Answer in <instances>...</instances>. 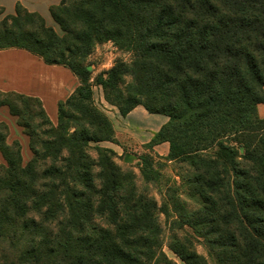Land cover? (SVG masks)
<instances>
[{"label": "trees", "instance_id": "trees-1", "mask_svg": "<svg viewBox=\"0 0 264 264\" xmlns=\"http://www.w3.org/2000/svg\"><path fill=\"white\" fill-rule=\"evenodd\" d=\"M48 15L18 2L0 20V50L79 81L55 122L39 97L0 90L19 129L9 143L0 120V264H177L162 250L160 214L181 230L167 247L183 264H264V0H60ZM104 42L132 59L90 82L85 61ZM94 86L122 117L138 106L167 117L144 144L166 142L163 158L181 169L159 201L102 146L119 141ZM138 159L144 182L159 181L153 158Z\"/></svg>", "mask_w": 264, "mask_h": 264}, {"label": "rangeland", "instance_id": "rangeland-1", "mask_svg": "<svg viewBox=\"0 0 264 264\" xmlns=\"http://www.w3.org/2000/svg\"><path fill=\"white\" fill-rule=\"evenodd\" d=\"M13 13V12H12ZM7 11L5 10V6L0 5V20L7 15ZM45 18L49 23H52L48 12L45 14ZM27 56L31 59V64H28L29 71L33 72V68L35 66H38L37 64L43 65V62L36 56H33L32 54L28 53ZM132 59V55L128 52L121 51L119 49L113 48L110 43L108 44H97L95 48L93 49L92 53L87 57L85 61V65L87 66L88 70L90 71V82H93L96 75H98L100 72H104L108 69H110L118 60H122L125 62H129ZM41 67L42 74H50L53 75L54 78L57 80H61L64 78L60 73L58 72H49L47 68ZM38 68H35V71ZM39 72V70H37ZM45 71V72H44ZM34 75V74H33ZM38 76L34 75V78L36 79ZM23 79H25L23 77ZM34 79V80H35ZM31 79L29 78V81ZM31 83L33 86H37V92L40 90L39 87H43L44 90V98L48 100L47 97L49 93V89L47 90V86L42 83L40 85V80L34 81ZM10 83H12V80L9 79ZM14 82V81H13ZM35 82V83H34ZM9 83V82H8ZM9 83V84H10ZM37 84V85H36ZM16 85V84H15ZM79 85V81L77 80V85ZM75 87V88H76ZM12 90V89H7ZM6 91V90H5ZM35 91V88L31 87L29 88V92H31L30 95ZM36 96V95H34ZM93 100L94 104L107 116L108 120L110 121L112 127L114 130H116L119 134V145L111 144V143H103L102 146L109 147L113 149L116 153L115 162L120 165L122 168L132 170L135 174V183L137 186V189L140 193H146L151 196H154L158 201L160 200L161 196L165 194V190L167 187L175 186L178 187L180 185V181L178 178L179 172H181V169L179 168V164L166 161L162 155L156 153L153 151V149L146 147L144 144V138L141 136L143 133V128L137 125V123L130 121L123 122L118 116L114 114V109L108 105L104 99H103V93L100 87H93ZM264 112V102L259 105L257 108V113L260 115ZM55 122V121H54ZM19 134V133H18ZM18 134L11 133L8 137V142H12L16 138ZM25 143H22L21 146V154H22V163L25 164L31 157V153L28 149V142L27 138L25 139ZM91 154L94 155V152L91 151ZM148 154L153 158L154 166L155 168L160 172V179L156 183L152 184H146L139 172L138 164L139 159L138 157L140 155ZM0 163H5L4 159L2 158L0 154ZM178 193L182 195V199L185 202V205L188 208L194 209L197 207L198 202L189 199L188 197L184 196L186 193L182 190H178ZM159 224L162 228V241L163 246L162 250L164 253L171 259H173L177 264H183V262L167 247L168 244V237L169 232L172 229V226H174V230H178L177 226L172 224V220H174V215L171 214V217L167 220L163 214L159 215ZM181 230H178L180 232ZM198 243L196 244L197 251L208 258V252L206 245L203 243L202 240L197 239ZM209 261L211 264H213L212 260Z\"/></svg>", "mask_w": 264, "mask_h": 264}, {"label": "crops", "instance_id": "crops-1", "mask_svg": "<svg viewBox=\"0 0 264 264\" xmlns=\"http://www.w3.org/2000/svg\"><path fill=\"white\" fill-rule=\"evenodd\" d=\"M59 1L60 0H0V5L5 6V10L10 14L14 11L15 4L19 2L29 11H37L45 17L49 6L57 4ZM108 43L112 45L111 42H104L101 43V45ZM113 48L117 49L114 46ZM27 54L28 52L21 49L11 48L0 50V90L7 91V89H12L19 93L30 95L31 92H29V88H35V91L32 93V95H36L41 99L47 115L51 121L54 122L56 120L57 101L67 98L72 93L77 85V78L73 76V74L68 69L57 65H47L45 68H47L49 72L60 73L62 76H64V78L61 80H57L53 75L50 74H42V71L39 68L44 67L46 64L41 65V67L39 64H37L38 69H36V71V66L32 67L33 72L29 71L27 67L28 64H31V66L33 65L30 62L31 59L27 56ZM37 70H39V72ZM33 74L38 76L36 79L37 81L40 80L39 86H41L43 83L47 86V90L49 89V93L47 95L49 98L48 100L44 98V92L42 91V89L44 90L43 87H39L40 90L37 92L38 87L31 84L33 82L32 80H34ZM23 77L25 79H23ZM29 78L31 79L30 81ZM9 79L12 80V83H10ZM36 79L34 81H36ZM260 104L257 105V108ZM112 108L114 109V114L118 116L123 122L130 120L132 123L135 122L137 125L143 128V133L141 136L145 139L144 143L149 142L153 134L158 131L161 125L167 121L166 116L159 114H149L141 106L134 108L125 117H122L114 107ZM258 116L264 117V112ZM0 120L5 121L9 125L12 133L19 131L14 123V118L8 114L6 107H0ZM114 132L116 139L119 140L118 132L116 130H114ZM152 149L156 153L165 156L168 152V144L164 142L155 145Z\"/></svg>", "mask_w": 264, "mask_h": 264}, {"label": "bare ground", "instance_id": "bare-ground-1", "mask_svg": "<svg viewBox=\"0 0 264 264\" xmlns=\"http://www.w3.org/2000/svg\"><path fill=\"white\" fill-rule=\"evenodd\" d=\"M36 68H37V66H36ZM34 76V75H33ZM36 76V75H35ZM67 77V76H66ZM35 79V78H34Z\"/></svg>", "mask_w": 264, "mask_h": 264}]
</instances>
